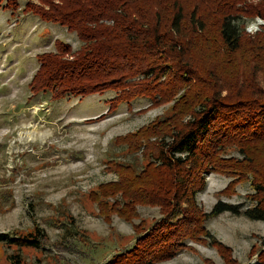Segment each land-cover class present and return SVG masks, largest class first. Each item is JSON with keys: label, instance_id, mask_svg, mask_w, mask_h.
Instances as JSON below:
<instances>
[{"label": "trees", "instance_id": "obj_1", "mask_svg": "<svg viewBox=\"0 0 264 264\" xmlns=\"http://www.w3.org/2000/svg\"><path fill=\"white\" fill-rule=\"evenodd\" d=\"M4 2V3H3ZM14 17L31 13L77 34L74 50L56 39L37 54L32 96L54 100L115 90L109 110L137 98L173 102L167 113L114 143L139 165L112 159L118 179L90 191L102 216L135 217L137 203L160 205L163 217L104 264H152L174 258L188 242L216 247L226 264L232 249L207 227L223 213L264 221V0H0ZM263 20L247 31V21ZM234 152L237 155L233 154ZM230 177L209 211L198 201L207 177ZM249 182L248 202L221 196ZM121 194L123 201H111ZM34 232L0 233V243L40 248ZM13 264L21 263L20 254ZM251 264V263H250ZM264 264V242L258 263Z\"/></svg>", "mask_w": 264, "mask_h": 264}, {"label": "rangeland", "instance_id": "obj_2", "mask_svg": "<svg viewBox=\"0 0 264 264\" xmlns=\"http://www.w3.org/2000/svg\"><path fill=\"white\" fill-rule=\"evenodd\" d=\"M261 23L259 17L247 21V31L256 32ZM56 39L74 50L81 46L77 34L66 27L31 13L14 17L0 4V233L26 234L40 226L46 235L38 249L0 243V264H13L16 254L20 264H104L134 245L145 232L142 228H151L164 215L160 205L137 203L132 220L113 213L107 221L90 191L118 179L110 160L141 163L126 146L114 143L115 138L167 113L173 102L142 111L151 101L137 98L109 110L115 90L61 100L50 94L32 96L29 82L39 64L37 54L54 50ZM229 181L220 173L207 177L206 189L198 194L205 211ZM252 192L250 183L243 182L221 198L248 202ZM109 199L123 201L121 194ZM207 227L231 247L239 264L258 263L264 221L226 212L209 220ZM188 243L193 248L152 264H226L216 247Z\"/></svg>", "mask_w": 264, "mask_h": 264}]
</instances>
